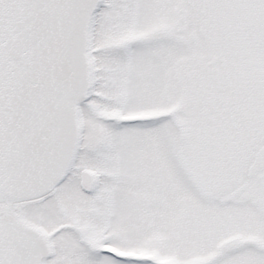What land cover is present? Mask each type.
I'll return each mask as SVG.
<instances>
[{
  "label": "snow or ice",
  "instance_id": "1",
  "mask_svg": "<svg viewBox=\"0 0 264 264\" xmlns=\"http://www.w3.org/2000/svg\"><path fill=\"white\" fill-rule=\"evenodd\" d=\"M0 264H264V0H0Z\"/></svg>",
  "mask_w": 264,
  "mask_h": 264
}]
</instances>
